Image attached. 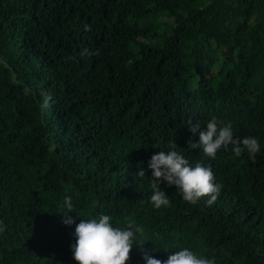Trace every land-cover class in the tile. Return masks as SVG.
<instances>
[{
  "label": "trees",
  "instance_id": "trees-1",
  "mask_svg": "<svg viewBox=\"0 0 264 264\" xmlns=\"http://www.w3.org/2000/svg\"><path fill=\"white\" fill-rule=\"evenodd\" d=\"M213 116L255 157L188 149V122ZM172 140L213 170L211 206L166 182L151 205L148 162ZM101 214L143 228L127 264H264V0H0V264H78L76 224Z\"/></svg>",
  "mask_w": 264,
  "mask_h": 264
},
{
  "label": "clouds",
  "instance_id": "clouds-1",
  "mask_svg": "<svg viewBox=\"0 0 264 264\" xmlns=\"http://www.w3.org/2000/svg\"><path fill=\"white\" fill-rule=\"evenodd\" d=\"M189 130L199 136V140L189 139L188 149L202 150L205 157L215 159L218 150L227 149L232 145V151L236 157L246 150L250 157L254 158L260 151V144L255 137L236 138L232 125L224 124L213 116L206 124V130H201L200 122L192 124L188 122ZM175 140L169 141V151H159L152 155L148 162L152 178L150 197L151 205L156 209L169 205L168 196L161 190V183L166 182L169 187L175 186L177 192L185 202L197 204L201 198L207 197V204L211 206L217 199L220 186L214 183L215 177L211 167L203 163L191 166L189 161L180 152L176 151ZM186 151V150H185ZM138 177H145V171L140 170ZM66 211L63 222L66 225L76 223L75 219L68 215L75 210L71 197L64 201ZM112 217L101 214L92 219H81L76 224L75 243L71 245L73 259L78 264H127L134 245L143 246L145 243H134L137 235L143 236V228L129 223L124 229L114 227ZM3 222L0 221V232L4 231ZM143 260L146 264H216L215 259L197 256L188 248L170 254L166 260L154 258L145 252Z\"/></svg>",
  "mask_w": 264,
  "mask_h": 264
}]
</instances>
